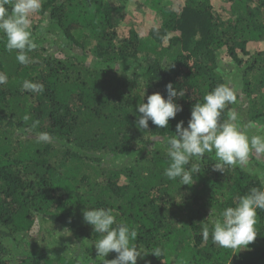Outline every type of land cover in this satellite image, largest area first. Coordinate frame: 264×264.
I'll return each mask as SVG.
<instances>
[{
  "label": "trees",
  "instance_id": "obj_1",
  "mask_svg": "<svg viewBox=\"0 0 264 264\" xmlns=\"http://www.w3.org/2000/svg\"><path fill=\"white\" fill-rule=\"evenodd\" d=\"M218 1L219 10L211 0H186L177 10L135 0L159 19L140 35L134 25L119 31L130 0H42L27 65L0 33V73L8 77L0 85V264H105L93 246L100 234L83 220L86 207L111 209L137 232L134 243L149 252L137 264H264V210L256 240L240 251L212 243L209 216L264 189V160L250 156L243 168L220 171L206 153L188 166L200 169L192 186L164 176L166 138L218 85L237 97L221 122L235 110L264 127V48L249 50L264 42V0ZM222 48L229 65L218 57ZM25 80L44 92L22 91ZM169 83L184 89L175 99L183 110L166 129L149 121L139 130L137 104L153 93L167 99ZM41 132L51 142H38ZM156 247L159 257L150 253Z\"/></svg>",
  "mask_w": 264,
  "mask_h": 264
},
{
  "label": "clouds",
  "instance_id": "obj_2",
  "mask_svg": "<svg viewBox=\"0 0 264 264\" xmlns=\"http://www.w3.org/2000/svg\"><path fill=\"white\" fill-rule=\"evenodd\" d=\"M41 8L42 0H0V33L6 40L5 48L9 52L16 51V60L22 65L31 62L28 53L36 48L31 17ZM7 82V75L0 73V85ZM22 91L43 93L44 85L25 80ZM166 91L167 99L160 93H153L147 96L146 103L143 99L137 104L140 115L136 126L139 130L148 129L149 121L159 129H166L170 119H175L183 110L175 99L185 95L184 89L177 90L169 83ZM236 99L232 86L218 85L203 97L202 103L193 105L186 127L183 120L177 122L175 135L167 137L165 141L170 163L164 169V176L168 180L178 179L180 185L192 186L195 183L193 175L200 173V169L196 164L188 166L193 160L203 159L206 153H214L217 160L214 168L220 171L225 166L243 168L248 164L252 152L264 154V134L249 135L247 131L255 127L253 122H249L246 128L238 127V113L235 110H231L228 119L221 122L222 112ZM23 119L27 121L30 117L25 115ZM37 139L38 142L48 143L52 137L47 132H41ZM260 179L264 183V174ZM258 209L264 210V189L256 187L240 196L235 206L226 207L219 213L211 209L212 243L225 249H247L257 238ZM82 215L84 222L100 234V239L93 246L97 257H102L105 264H137L138 258L143 259L149 253L137 247L134 243L137 232L126 223H118L111 209L86 207ZM209 235V226L205 224L202 237L207 241ZM112 252L116 253L115 258L106 260L105 257ZM150 253L159 257L162 249L156 247Z\"/></svg>",
  "mask_w": 264,
  "mask_h": 264
},
{
  "label": "rangeland",
  "instance_id": "obj_3",
  "mask_svg": "<svg viewBox=\"0 0 264 264\" xmlns=\"http://www.w3.org/2000/svg\"><path fill=\"white\" fill-rule=\"evenodd\" d=\"M186 0H164L165 3L171 4V6L175 7L177 10H180L181 6H183L184 2ZM212 5L216 10H219L222 8V3H220L218 0H211ZM135 0H130V2L127 4V8L124 12V17L122 21L120 22L119 31L122 33L124 30L131 25H134L136 28V31L140 35H146L148 32V29L153 25L156 26L159 24L158 16L154 13V11L146 10V7L137 9ZM38 14H34L32 17L36 18L38 17ZM258 48H264V42L261 43H252L249 45V50L251 52L255 51ZM218 57L224 63V65H229V56L225 50V48H222L218 51ZM237 126L240 128H246V126L249 124L245 121V114L241 113V116L238 117L237 120ZM249 132V135H261L264 134V127L258 128L254 127L251 129H247ZM250 156L258 161L264 160V154H257L255 152H252ZM253 161V160H252ZM60 234H64L63 231H57ZM63 232V233H61ZM57 233V234H58ZM37 236V235H36ZM34 236V237H36ZM65 237V235H63ZM57 239H61L59 236H57Z\"/></svg>",
  "mask_w": 264,
  "mask_h": 264
}]
</instances>
